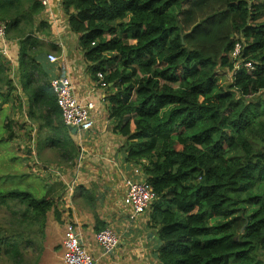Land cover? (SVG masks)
I'll list each match as a JSON object with an SVG mask.
<instances>
[{"label": "trees", "instance_id": "16d2710c", "mask_svg": "<svg viewBox=\"0 0 264 264\" xmlns=\"http://www.w3.org/2000/svg\"><path fill=\"white\" fill-rule=\"evenodd\" d=\"M61 2L93 80L101 73L108 83V119L125 139L124 160L141 166L156 192L148 227L159 241L160 264H264V0ZM44 10L35 0H0L28 119L39 124L37 156L49 148L67 172L81 148L67 129L62 134L52 124L62 113L51 86L57 67L48 54L61 51L39 40L52 34L48 22H38ZM236 41L243 42L240 58L254 63V71L235 70ZM9 65L0 52V101L21 113ZM51 128L55 143L49 142L53 134L41 138ZM66 172L43 199L29 191H0L2 205H26L22 221L38 222L44 245L48 215L63 223L56 201L68 193ZM73 194L76 204L96 214V189L79 186ZM95 219L97 232L109 228L97 214ZM4 232L0 249L15 252L10 260L19 264V239Z\"/></svg>", "mask_w": 264, "mask_h": 264}, {"label": "crops", "instance_id": "0c3cea01", "mask_svg": "<svg viewBox=\"0 0 264 264\" xmlns=\"http://www.w3.org/2000/svg\"><path fill=\"white\" fill-rule=\"evenodd\" d=\"M48 1L49 4L38 17V22H48L52 34L50 37L38 35L39 40L47 47L46 49L54 51L52 48L54 46L60 49L61 54L59 55L54 52L49 53L55 54L59 58V64L55 65L57 67L55 76L69 77L79 102L94 104L91 116L95 121V126L91 132L78 133L85 135L87 138L86 143H79L81 148L79 159L83 156L84 162L80 167L81 170L78 166L73 169L69 181H63L68 193L62 199L56 201L58 210L62 214L61 220L63 223L57 224L58 222L55 221V217H52V213L48 215L45 241L47 251L41 264H60L57 256L54 260V251L58 247L57 243L60 245L63 243L67 226L70 224L75 225L77 228L79 226L82 230L83 228L88 229L87 233L82 232L83 239L98 264H160L157 257L159 241L155 233L148 227L150 211L137 221L131 222L129 220L131 209L126 207L123 202L127 192L126 182L133 177V166L124 160L125 155L122 148L125 139L115 132L116 124L114 121L108 119V102L105 99L110 91L99 89L98 82L93 80L91 72L88 70L89 66L79 47V36L71 32L61 0ZM261 18L264 17H259V20ZM0 44L3 45L1 42ZM10 58L12 61L14 60L11 55ZM14 61L13 64L15 65ZM15 72L18 74L17 70ZM18 82L21 86L19 77ZM19 91H21L23 100H25L23 104L27 107V119L29 102L22 93V88ZM5 106L7 104L1 105L0 101V109ZM52 121L54 126L58 125L62 134H66L68 128H65L63 119L54 118ZM38 126L39 124L35 123L32 127L37 131ZM53 132H55L53 128L45 130L43 131V137L46 138ZM68 133L69 136L73 135L69 130ZM83 144L85 145L84 148H82ZM94 147L97 150L96 153L93 150ZM46 151L50 152V149L43 150L42 154ZM59 168L63 169L60 166ZM73 175L75 177H72ZM85 185L96 189L99 200L96 214L100 224H107V227L115 229L121 237L120 246L113 254L106 255L97 245L96 214L87 207L85 208L84 205L76 204L74 201V190L79 186L85 187ZM64 215H66V218H64ZM84 234L95 236V242H92V239L88 238L87 235L85 238ZM52 246L54 247L48 250Z\"/></svg>", "mask_w": 264, "mask_h": 264}, {"label": "rangeland", "instance_id": "374dc122", "mask_svg": "<svg viewBox=\"0 0 264 264\" xmlns=\"http://www.w3.org/2000/svg\"><path fill=\"white\" fill-rule=\"evenodd\" d=\"M260 17H264V14ZM263 19L264 18H261L260 21H263ZM9 66L12 69L9 77L13 80V86L17 85V89L21 90V86L18 82V74L15 72V70H17L16 66L11 64ZM99 89H101V87ZM19 90L13 92L14 97L20 96L22 98L21 91ZM5 92L7 93L6 89ZM24 101L25 100H23V102ZM12 106V103H10L4 108L0 109V191L3 193L12 190L29 191L33 193L35 197L43 199L47 196L50 187L63 180L64 171L66 172L67 167H63V169L59 168L60 164H64V162L59 159L57 154L53 155L52 151H50L51 153L49 151H46L47 153L44 152L42 155L43 157L37 156L36 143L38 141L36 140V137L39 136L38 133L40 132H38V130L35 131L34 127H32L33 122H31L28 118L26 119V105L23 104V111L21 113L18 112L20 111L18 107H16L13 111ZM129 119L130 118L127 117L125 121H128ZM7 125L9 129L6 128ZM22 126L24 129L21 128ZM41 135H43V132H41ZM61 136L63 137L62 134ZM42 137L43 136H41V138ZM70 137L73 140V143H76L78 146L79 143H86L87 141L86 136L83 134H78L76 136L70 135ZM50 138L51 139H49V142H51L50 140H54V143L55 141H58L56 133L50 136ZM46 142L47 140L41 139V143L43 145L46 144ZM84 147L85 145L83 144L82 148ZM95 149L96 148L94 147L93 150ZM105 151L106 149L104 152ZM96 152L97 150H95V153ZM124 155L126 154L124 153ZM82 162H84L83 156L81 161L78 159V163L76 166H74V168L78 166L79 170H81L80 167L83 165ZM132 166V171H137L140 175L142 172L143 175L142 167L134 165ZM66 173L68 178H66L65 181L67 182L70 180V173L73 172L68 170ZM72 177L75 176L73 175ZM144 180H146V178H144ZM62 198L63 197H60L59 200ZM25 206V204L23 205L19 202L13 201H7L6 205H2L0 203V229L5 231L3 235L8 239H19V244L21 245V252L18 254L20 256L19 264H41L46 254L47 246L41 242V227L39 226L38 222H35L34 218L22 221L23 217L26 215ZM150 210L151 208L149 211ZM64 218H66V215H64ZM20 220L22 221V225L18 223ZM30 224H32V226H30ZM78 229H80L83 233L88 232V229L83 228V231L79 226ZM18 233H21V235ZM86 235L85 238L88 236ZM94 237L95 236H88V238L92 239V242H95ZM59 245L60 244L57 243V246ZM53 247L54 246L48 248V250L52 249ZM85 247L90 252V250L87 248L88 246L86 245V242ZM6 248L7 247L3 245L0 249V264H12L10 256H17L15 252L10 254V256L6 254ZM54 255V260H56L57 256L60 264H64L63 258L65 256V250L63 247H58L54 251Z\"/></svg>", "mask_w": 264, "mask_h": 264}, {"label": "built area", "instance_id": "2783aa9c", "mask_svg": "<svg viewBox=\"0 0 264 264\" xmlns=\"http://www.w3.org/2000/svg\"><path fill=\"white\" fill-rule=\"evenodd\" d=\"M35 1L41 3L45 8L49 4L48 0ZM7 30V24L0 21V42L3 44L0 47V52L13 65V61L10 58L5 44ZM243 48V42L236 41L231 51V59L235 61V70L238 71L244 67L250 71H254V63L245 62L240 58ZM48 61L53 65L59 64L58 56L52 53L48 55ZM97 76L99 78L97 81L98 86L106 89L108 83L105 82L104 75L99 73ZM51 86L56 94L65 126L75 127L78 133L91 132L95 126V121L91 116V112L94 110V104H83L79 102L74 93L72 81L67 76H55L51 81ZM126 187L127 192L123 202L126 207L131 209L129 220L135 222L148 213L156 201L157 195L150 183L144 180L142 172L140 175L137 171H133V177L127 180ZM96 242L106 255H110L115 253L119 248L121 237L115 229L107 228L96 234ZM63 248L65 250V256L63 258L64 264H97L94 255L85 247L82 231L73 224L67 226L63 239Z\"/></svg>", "mask_w": 264, "mask_h": 264}, {"label": "water", "instance_id": "95a60500", "mask_svg": "<svg viewBox=\"0 0 264 264\" xmlns=\"http://www.w3.org/2000/svg\"><path fill=\"white\" fill-rule=\"evenodd\" d=\"M68 130L71 132V134L78 135V130L75 127H69Z\"/></svg>", "mask_w": 264, "mask_h": 264}, {"label": "clouds", "instance_id": "9594fccd", "mask_svg": "<svg viewBox=\"0 0 264 264\" xmlns=\"http://www.w3.org/2000/svg\"><path fill=\"white\" fill-rule=\"evenodd\" d=\"M67 128H69V127H67ZM81 158V157H80Z\"/></svg>", "mask_w": 264, "mask_h": 264}]
</instances>
